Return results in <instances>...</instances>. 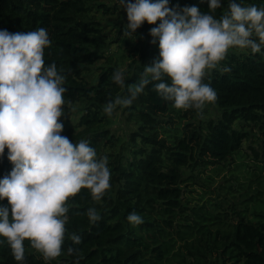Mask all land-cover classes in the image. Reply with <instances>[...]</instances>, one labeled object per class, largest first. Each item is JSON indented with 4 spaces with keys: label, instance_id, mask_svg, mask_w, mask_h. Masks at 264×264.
<instances>
[{
    "label": "trees",
    "instance_id": "1",
    "mask_svg": "<svg viewBox=\"0 0 264 264\" xmlns=\"http://www.w3.org/2000/svg\"><path fill=\"white\" fill-rule=\"evenodd\" d=\"M242 3L264 7V0ZM192 4L210 11L208 0H169L177 10ZM118 6V0H0V29H47L52 43L45 48V62L55 61L66 75V110L58 118L64 123L62 134L73 141L87 139L98 155L112 145L109 126L117 115L107 116L103 106L115 95L127 94L111 79L114 70L124 67L126 84H131L159 57V39L152 43L149 31L159 20H145L127 36L126 9L112 23L101 18L118 14ZM226 10L227 0H222L214 14ZM220 63L230 71L213 69L205 77L217 92V101L210 104L215 112L208 116L175 108L151 84L131 105L120 108L124 114H118L117 121L135 125L119 136L125 140L122 148L130 143L129 154L123 159L121 150L108 151L114 157L108 155L112 187L101 201H94L84 187L70 197L61 254L45 261L26 238L25 259L20 262L0 236V264H264V197L259 192L248 197L240 193L238 208L235 201L223 207L221 199L212 200L217 206L212 211L205 202L197 206L206 191L198 198L186 188L198 183L215 189L214 174L205 169L213 164L220 170L236 158L252 130L258 141L247 149L256 160L258 153L264 158V48L255 53L229 49ZM7 152L6 146L0 155V178L13 167ZM250 180L260 182L258 177ZM221 181V188H231ZM0 204H8L7 197ZM91 206L100 213L94 223L86 214ZM133 210L143 217L140 224L127 220ZM73 232L82 237L79 243L72 241Z\"/></svg>",
    "mask_w": 264,
    "mask_h": 264
},
{
    "label": "clouds",
    "instance_id": "2",
    "mask_svg": "<svg viewBox=\"0 0 264 264\" xmlns=\"http://www.w3.org/2000/svg\"><path fill=\"white\" fill-rule=\"evenodd\" d=\"M118 3L126 9L127 36L145 20H159L149 29L152 43L159 39V57L131 84H126L124 67L114 70L111 79L127 94L106 101L103 112L109 117L131 105L149 84L175 108L194 109L203 117L207 105L217 101L206 75L213 69L230 71L220 63L229 49L255 53L264 48V7L256 4L227 0V10L216 16L222 0H208L210 11H201L197 4L177 10L169 0ZM51 43L45 27L0 29V155L7 146L13 163L10 173L0 178V200L8 199V204H0V236L20 262L25 259L26 238L45 261L58 257L70 197L84 187L99 202L112 187L108 155H98L87 139L73 141L62 134L64 123L58 118L66 110V75L55 61L45 62V48ZM86 214L90 222L100 219L94 206ZM127 220L137 225L143 217L133 210ZM71 239L79 243L82 237L73 232ZM68 250L74 251L71 246Z\"/></svg>",
    "mask_w": 264,
    "mask_h": 264
},
{
    "label": "rangeland",
    "instance_id": "3",
    "mask_svg": "<svg viewBox=\"0 0 264 264\" xmlns=\"http://www.w3.org/2000/svg\"><path fill=\"white\" fill-rule=\"evenodd\" d=\"M118 9V14H106V15H102L101 14V18L103 20L104 23H112L114 20H120V15L119 12L120 11H124V8L121 7L120 5L117 7ZM98 15H100L98 13ZM109 30L112 31V29L109 28ZM92 68H95V65L92 66ZM209 112H215V108L212 105H207V107L204 109V113L205 116H208ZM117 115H114L112 118V124L111 127L109 126V129L113 130V137H112V145H110L109 149L106 151H102L101 154H107L110 155V153H108V151H120L121 150V154L123 155V159L126 155L129 154L128 152V146H130L129 144H125L124 147H121V144L123 141L125 140H121L119 138V136H121V133L123 131L124 134V129L127 130H132L135 128V125L133 123H127V121L125 119L121 120V121H117V116L118 114L123 115L124 112L121 113V109L119 108L117 110V112L115 113ZM116 127V128H114ZM249 132L250 130H252V128L247 127V129ZM128 135V133H127ZM117 136V137H116ZM123 136V135H122ZM256 141H258V137L255 133V130H252V133H250V137H246V139L244 140V144H243V150L237 155L236 158H231L229 159V163L225 166H221L220 170H215L214 169V165L213 164H209L207 166V169H205L207 172H209L210 174H214V182L216 184V188L215 189H205L206 187L201 186L198 183H192L189 184V187H186L188 189H192L193 191L191 193H189L190 195H195V196H200L201 193H203L204 191L205 194L202 195L201 199H197L194 198V200H198V205L199 206L201 203L205 202L206 204L204 205L205 208H209L212 211H215L217 206H213L212 200L215 201V199L217 200H222L224 206L226 207L227 204L229 202L235 201L236 204H234L233 206L235 207H241L240 203L237 201L236 197L240 196V193H244L246 197H248L251 193H256L259 192L260 196L264 197V158L262 157L261 153H258L259 155V159L256 160L253 156V152L249 151V149H247L248 144H253L256 145ZM248 154V155H247ZM111 156V155H110ZM109 157V156H108ZM239 157H242V159H239ZM114 157L111 156V160H113ZM110 160V158H109ZM239 162V164H238ZM224 163V162H223ZM226 164V162H225ZM221 165V164H220ZM219 165V166H220ZM196 171V169L194 170V172ZM192 172V171H190ZM259 178L260 182L256 183L254 181H251L250 178ZM219 180H223L221 181V184H224V182H226V184H231V188H227L224 187L221 188L220 183H218ZM226 180V181H224ZM200 182H201V178H200ZM214 185V183L211 184V187ZM228 186V185H227ZM259 190V191H257ZM186 196H188L186 194ZM189 198L191 196H188ZM199 198V197H198ZM193 201V199H191L190 203ZM211 202V203H210ZM190 219L193 217V215H189Z\"/></svg>",
    "mask_w": 264,
    "mask_h": 264
}]
</instances>
